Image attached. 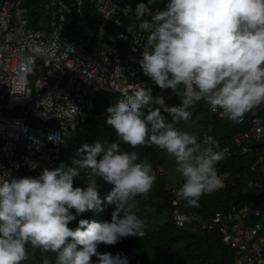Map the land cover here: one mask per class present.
<instances>
[{
  "label": "clouds",
  "instance_id": "1",
  "mask_svg": "<svg viewBox=\"0 0 264 264\" xmlns=\"http://www.w3.org/2000/svg\"><path fill=\"white\" fill-rule=\"evenodd\" d=\"M156 2L139 3L134 15L139 23L126 31L135 38L137 28L147 33L139 66L161 90L179 96V106L168 107L163 96L135 84L106 110L118 141L82 144L72 166L61 162L38 177L0 178V264H22L30 250L55 253L56 264H129L126 255L98 248L145 236L136 198L147 200L157 177L136 151H121V142L132 149L154 145L174 159L182 181L176 205L199 208L203 196L224 187L217 169L224 152L217 141L205 136L201 144L177 125L191 120L189 109L201 100L234 123L264 105V0H169L164 10L149 7ZM40 52L37 47L35 54ZM87 170L113 185L105 200L115 210L110 222L80 219L73 229L69 224L80 214L103 210L94 181L86 189L73 186ZM173 215L181 227L191 222L179 210Z\"/></svg>",
  "mask_w": 264,
  "mask_h": 264
},
{
  "label": "built area",
  "instance_id": "2",
  "mask_svg": "<svg viewBox=\"0 0 264 264\" xmlns=\"http://www.w3.org/2000/svg\"><path fill=\"white\" fill-rule=\"evenodd\" d=\"M29 1L46 12V27L30 26ZM168 2L157 0L149 7L164 10ZM87 3L91 13H85ZM139 3L148 0H0V178L38 177L44 168L59 167L65 139L95 115L104 92L129 94L140 84L167 101L180 99L170 89L161 90L139 66L147 33L137 28L135 38L123 19L134 16ZM196 103L232 122L213 112L207 101ZM232 123L244 127L220 150L225 156L256 154L249 169L259 175L247 180L245 188L258 193L264 186V150L256 152L264 143V117L246 114L242 122ZM219 176L224 184L226 175ZM181 183L168 187L175 207L180 206L173 202ZM254 205L235 204L205 217L179 212L199 229L218 232L233 251L229 264H264V209ZM172 220L180 227L173 214Z\"/></svg>",
  "mask_w": 264,
  "mask_h": 264
},
{
  "label": "trees",
  "instance_id": "3",
  "mask_svg": "<svg viewBox=\"0 0 264 264\" xmlns=\"http://www.w3.org/2000/svg\"><path fill=\"white\" fill-rule=\"evenodd\" d=\"M69 1L70 0H68V2ZM27 6L31 15L34 16L30 22V26L34 28L46 27V12L39 9L30 1ZM87 12L91 13L88 3L85 7V13ZM123 19L126 22L124 24L125 29L133 23H139L132 15L124 17ZM156 92V89L152 90L153 95H155ZM123 98L124 95L119 93L104 92L101 97L97 98V103L104 104L107 109ZM179 104L180 99H174L170 107L179 106ZM194 105H196V107ZM194 105L190 109L198 115L199 119L202 118L199 120L200 123H202V128H207L204 131L202 130L197 136V140L201 144L205 136H212L219 144L218 150H220L222 146L229 144L231 138L244 127H239L232 122L208 114L205 108L201 106V103H195ZM162 114L165 115L169 121L171 120L168 113L162 112ZM248 114L264 117V109L252 110ZM107 116V112L106 114H99L96 112L93 117L87 119L83 123L86 129L80 135L75 136L72 140L65 139L67 147L62 151L61 157L65 165L72 166V160L79 158L76 156V151L82 144H92L98 140L107 145L113 141H118L119 138L115 131L106 123ZM258 147L256 152L264 150V147ZM121 151H136L140 161H148L152 165L153 170H156L155 175L157 181L150 191L148 199L145 200L143 197H137L136 205L148 207L157 215L165 213L167 219L161 223L156 222L153 227H148L146 223L148 230L143 238H122L120 242L114 246H105L101 244L98 251L101 253H112L113 255L118 253L126 255L129 264H185L197 262L205 264H229L232 260L233 251L221 242L218 232L201 230L193 223H186L182 227L176 226L172 220V214L182 209L196 213L200 217H205L214 211L230 208L233 201H235L240 193L254 191L252 188L247 189L245 187L247 180L259 175L257 171L251 172L249 169L254 163V160H256V154L236 153L231 156L224 155V159L217 165L218 175H226L224 177V187L211 195L203 196L199 201L200 207L193 208L185 207V202L183 201L180 202L179 207L171 205L173 194L166 185L164 174L158 171V168L163 166L165 161L161 153L162 150L154 145L132 149L127 144L121 142ZM93 181L99 196L103 195V199L101 197L103 201V210L87 211L80 214L69 224L70 228L75 229L78 227L80 219L89 221L94 220L101 223L111 221L112 213L110 205H114L113 208L115 210V204L107 203L105 197L110 193L113 185L107 183L102 177L93 176L90 170H87L81 172L80 177L74 178L73 186L86 189L88 184H91ZM83 182L85 183L83 184ZM244 202L248 201L240 202L237 205ZM254 206L264 209V203ZM73 215H75L74 210ZM96 259V257H92L94 262ZM137 260H139L140 263H136ZM22 264H56V254L52 252L41 253L40 250H36L35 253L32 254L30 250V258L22 262Z\"/></svg>",
  "mask_w": 264,
  "mask_h": 264
},
{
  "label": "rangeland",
  "instance_id": "4",
  "mask_svg": "<svg viewBox=\"0 0 264 264\" xmlns=\"http://www.w3.org/2000/svg\"><path fill=\"white\" fill-rule=\"evenodd\" d=\"M156 96H158V94L155 93ZM173 100H165V103L168 107H170L173 104ZM154 107H158V106H154ZM107 109L105 108L104 104L102 103H97V113L99 114H106ZM192 112V118L189 122H181L180 124L177 125L179 130L182 131H187L190 132L196 136H198V134L203 130H206L207 128L203 127L202 128V123H200V119L202 118H198V115L195 114V112L192 109H189ZM86 129L85 126H81L79 128V130H77L74 134L70 135L67 139L68 140H72L75 136L80 135L84 130ZM67 147V144L64 143L63 146V150H65ZM162 155L164 156V164L163 166H160L158 168V171L161 172L162 174H164V179L166 182L167 187H169L172 183H174L175 181L179 180V176L177 173H175L174 169H175V161L174 159H172L171 157H169L165 151L161 152ZM156 172V171H155ZM173 176H176L177 178L175 180L172 179ZM86 185V184H85ZM100 199L102 197L103 199V195L99 196ZM137 202V199H136ZM111 206V213L114 211V208L112 205ZM140 211V212H139ZM135 212L136 214L145 221V223H147L148 227H153L156 222L161 223L164 220L167 219V215L165 213L163 214H155L154 212H152V210L148 207H142V206H138L136 205L135 208Z\"/></svg>",
  "mask_w": 264,
  "mask_h": 264
},
{
  "label": "water",
  "instance_id": "5",
  "mask_svg": "<svg viewBox=\"0 0 264 264\" xmlns=\"http://www.w3.org/2000/svg\"><path fill=\"white\" fill-rule=\"evenodd\" d=\"M259 146L264 147V143L258 144ZM242 201H249L252 204L260 205L264 203V186L262 190L258 193L254 192H243L238 195V197L233 201V204H238Z\"/></svg>",
  "mask_w": 264,
  "mask_h": 264
},
{
  "label": "bare ground",
  "instance_id": "6",
  "mask_svg": "<svg viewBox=\"0 0 264 264\" xmlns=\"http://www.w3.org/2000/svg\"><path fill=\"white\" fill-rule=\"evenodd\" d=\"M194 106H196V105H194ZM220 119V118H219ZM85 182H83V184H84ZM232 205H235V204H232ZM229 209V208H228Z\"/></svg>",
  "mask_w": 264,
  "mask_h": 264
}]
</instances>
